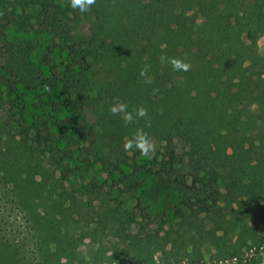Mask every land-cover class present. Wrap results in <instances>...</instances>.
Segmentation results:
<instances>
[{"label": "trees", "instance_id": "1", "mask_svg": "<svg viewBox=\"0 0 264 264\" xmlns=\"http://www.w3.org/2000/svg\"><path fill=\"white\" fill-rule=\"evenodd\" d=\"M17 22L28 39L20 47L5 31ZM263 35L264 0H95L85 12L70 0H0V203L23 214L42 264H83L86 228L112 223L56 172L72 157L119 172L141 151L138 134L168 182L197 194L166 233L177 251L200 262L208 245L230 258L263 246ZM45 43L46 76L29 109L27 94L8 86L30 75L14 71L13 51L30 58ZM55 48L65 67L51 64ZM91 71L93 96L83 92ZM0 264H25L1 236Z\"/></svg>", "mask_w": 264, "mask_h": 264}, {"label": "rangeland", "instance_id": "2", "mask_svg": "<svg viewBox=\"0 0 264 264\" xmlns=\"http://www.w3.org/2000/svg\"><path fill=\"white\" fill-rule=\"evenodd\" d=\"M195 19L198 27L203 25L204 19L200 15L195 14ZM80 30L81 34L85 33V25ZM5 31L9 45L20 47L28 41L18 22ZM50 39L48 37L51 43L55 41ZM46 47L47 43L30 58L24 56L25 48L13 51V70L30 75L24 76L20 83L14 80L8 86L27 94L29 109L38 103L35 92L40 89L46 76L43 57L39 56ZM257 47L259 54L264 55V35L258 39ZM70 61L65 51L60 48L53 50L51 64H64L65 67ZM7 65L11 66L10 63ZM98 84L97 74L89 72L84 80L83 92L95 95ZM60 148L66 147L61 143ZM165 171L156 166L148 155L138 151L130 154L126 165L119 172L95 162L82 163L75 157L56 172L59 182L79 201L112 212V223L106 230L101 231L96 224L86 228L89 236L78 249L83 264H264V244L251 250L245 248L233 258L218 254L214 246L208 245L202 250L203 259L200 262L190 258L189 251H177L166 233L171 223H178L191 208H195L197 194L194 190H186L168 182ZM186 173L187 168L184 167L183 174ZM187 183L190 185V178ZM80 233L81 230L76 228L75 234ZM259 233L264 240V219L259 225ZM0 236L19 251L25 264H42L23 214L3 203H0ZM148 236L155 243L141 246L146 244Z\"/></svg>", "mask_w": 264, "mask_h": 264}, {"label": "clouds", "instance_id": "3", "mask_svg": "<svg viewBox=\"0 0 264 264\" xmlns=\"http://www.w3.org/2000/svg\"><path fill=\"white\" fill-rule=\"evenodd\" d=\"M95 3V0H70V6L73 8V9H77L79 8V10L81 12H85L89 9V6L94 4ZM174 67H185L186 69V65H182L180 61H172ZM124 108L123 105L119 106V108H112L111 111L113 113H116L118 111H122ZM141 116H143L145 113L143 110L140 111L139 113ZM127 119H131V117H127ZM132 145H131V142H129L128 144L125 145V148H130ZM137 147L142 151V154L147 156L148 153L150 151H152L151 149V145L148 143V141L145 139L144 136L142 135H139L137 136Z\"/></svg>", "mask_w": 264, "mask_h": 264}]
</instances>
